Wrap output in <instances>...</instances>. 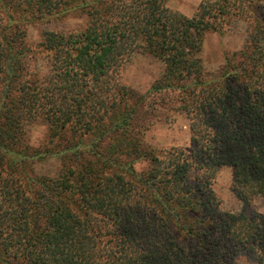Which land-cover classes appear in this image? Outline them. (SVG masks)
Segmentation results:
<instances>
[{
    "label": "trees",
    "instance_id": "trees-1",
    "mask_svg": "<svg viewBox=\"0 0 264 264\" xmlns=\"http://www.w3.org/2000/svg\"><path fill=\"white\" fill-rule=\"evenodd\" d=\"M81 13L78 32L45 31L47 72L23 63L35 51L27 26ZM245 23L242 49L216 75L202 52L208 33ZM165 64L140 95L121 82L138 52ZM174 96L190 148L145 141L142 106ZM169 95V96H170ZM42 122L47 143L33 149ZM60 158L54 178L34 162ZM148 168L138 171L136 164ZM233 171L239 212L221 210L214 185ZM264 7L204 1L192 17L168 0H0V264H264Z\"/></svg>",
    "mask_w": 264,
    "mask_h": 264
},
{
    "label": "rangeland",
    "instance_id": "rangeland-1",
    "mask_svg": "<svg viewBox=\"0 0 264 264\" xmlns=\"http://www.w3.org/2000/svg\"><path fill=\"white\" fill-rule=\"evenodd\" d=\"M204 1L214 0H168V6L188 17L198 11L199 5ZM264 7V0H253ZM85 26V16L81 13L70 15L64 20L42 21L27 26L25 29L26 44L36 53L35 58L26 59L24 67L42 77L47 72V63L40 43L45 31L78 32ZM250 36V30L245 23L229 30L224 36L218 33H208L203 47L202 58L209 75H216L223 64L224 54L242 49ZM165 71V64L147 52H138L121 71V82L140 95L148 92L153 83L161 78ZM168 93L158 94L146 100L140 112V124L144 126L145 141L152 147L190 148V124L185 114L178 112L174 96ZM47 127L39 122L27 132L28 143L33 149H40L47 143ZM136 168L142 171L148 168V162L137 163ZM62 167L60 158H47L34 162L28 169L32 176L41 178H54ZM233 171L229 167L220 170L214 188L221 199V210L239 212L241 202L232 192ZM251 209L255 212L264 211V199L256 200ZM238 264H255L253 260H241Z\"/></svg>",
    "mask_w": 264,
    "mask_h": 264
}]
</instances>
